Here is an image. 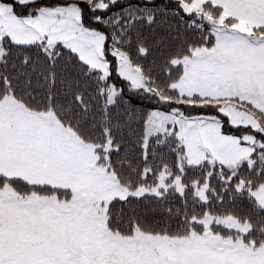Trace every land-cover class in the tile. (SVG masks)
Instances as JSON below:
<instances>
[{
    "label": "snow or ice",
    "instance_id": "1",
    "mask_svg": "<svg viewBox=\"0 0 264 264\" xmlns=\"http://www.w3.org/2000/svg\"><path fill=\"white\" fill-rule=\"evenodd\" d=\"M0 264H264V0H0Z\"/></svg>",
    "mask_w": 264,
    "mask_h": 264
}]
</instances>
